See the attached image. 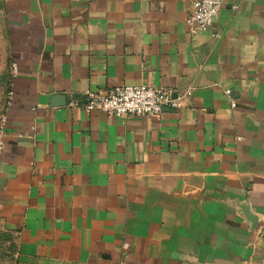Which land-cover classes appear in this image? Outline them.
<instances>
[{"label": "crops", "instance_id": "crops-1", "mask_svg": "<svg viewBox=\"0 0 264 264\" xmlns=\"http://www.w3.org/2000/svg\"><path fill=\"white\" fill-rule=\"evenodd\" d=\"M194 1L5 0L15 264H264V0L196 37ZM145 84L191 95L157 118L73 106Z\"/></svg>", "mask_w": 264, "mask_h": 264}, {"label": "built area", "instance_id": "built-area-1", "mask_svg": "<svg viewBox=\"0 0 264 264\" xmlns=\"http://www.w3.org/2000/svg\"><path fill=\"white\" fill-rule=\"evenodd\" d=\"M224 0H196L193 10L187 18V28L191 36L196 37L207 32L212 26L214 19L219 15ZM17 63L11 64L13 78L19 75ZM186 95L179 96L173 89L154 87L151 85H120L107 90L89 91L81 104L74 103L87 114L105 112L108 115L126 118L130 115L160 117L165 109H178L180 101ZM14 93L9 91L7 105L11 104ZM233 107H236L233 103ZM8 117L6 113L0 116V155L6 148L5 136Z\"/></svg>", "mask_w": 264, "mask_h": 264}, {"label": "rangeland", "instance_id": "rangeland-1", "mask_svg": "<svg viewBox=\"0 0 264 264\" xmlns=\"http://www.w3.org/2000/svg\"><path fill=\"white\" fill-rule=\"evenodd\" d=\"M6 13V2L0 0V116L5 111L11 81V54ZM16 250V238L0 228V264H15Z\"/></svg>", "mask_w": 264, "mask_h": 264}]
</instances>
